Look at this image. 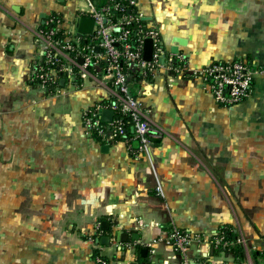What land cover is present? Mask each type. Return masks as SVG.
<instances>
[{
	"label": "crops",
	"instance_id": "crops-1",
	"mask_svg": "<svg viewBox=\"0 0 264 264\" xmlns=\"http://www.w3.org/2000/svg\"><path fill=\"white\" fill-rule=\"evenodd\" d=\"M77 5L0 0V264H96L97 255L142 264L137 245L149 264H186L169 230L210 239L221 226L245 242L243 256L209 257L205 242L189 246L190 264H264V0H138L166 58L191 72L238 58L257 70L252 92L230 106L190 71L131 84L139 111L160 130L139 154L134 139L102 150L83 128L82 111L113 95L103 71L78 88L31 83L42 19L57 12L72 29ZM176 36L185 44L173 54Z\"/></svg>",
	"mask_w": 264,
	"mask_h": 264
},
{
	"label": "built area",
	"instance_id": "built-area-1",
	"mask_svg": "<svg viewBox=\"0 0 264 264\" xmlns=\"http://www.w3.org/2000/svg\"><path fill=\"white\" fill-rule=\"evenodd\" d=\"M76 19L85 16L93 20L91 34H80L75 29L63 26L62 16L47 13L38 29V39L43 43L41 56L31 72V81L38 80L47 89L50 83L64 79V83L78 88L83 80L95 71H103L108 78L113 95L109 99L96 101L82 111V125L86 133L94 135L102 143L110 144L123 137L125 143L135 139L137 145L129 148L139 154L153 139L159 137L160 130L139 111L136 97L130 94L131 84L149 79L159 71L189 72L184 63L175 64L176 59L165 57L159 31L150 27L138 9V0H77ZM60 28V34L57 30ZM151 38L153 51L150 60L143 58L145 38ZM256 69L250 68L244 58L231 61H211L196 72L207 91L216 103L230 106L243 101L253 90V75ZM111 109L109 122L101 119V110ZM129 116L130 135L127 131ZM160 191V188L157 187ZM167 239L175 255L187 259L189 246L207 243L204 236L171 228ZM236 243L244 244L243 240ZM215 246L228 245L223 234L214 239ZM153 246V243H152ZM153 248V247H152ZM150 249L154 252V249ZM120 249V247L118 248ZM96 264H108L101 255L95 256Z\"/></svg>",
	"mask_w": 264,
	"mask_h": 264
},
{
	"label": "water",
	"instance_id": "water-1",
	"mask_svg": "<svg viewBox=\"0 0 264 264\" xmlns=\"http://www.w3.org/2000/svg\"><path fill=\"white\" fill-rule=\"evenodd\" d=\"M40 17L41 18H44L45 17V13H41L40 14ZM44 19H42V23H43ZM92 27H93V20L91 18H88V17H85V16H80L78 18V21H77V32L80 33V34H91L92 32ZM171 44L173 45H170L169 47V51L173 54H177L179 53V49H178V45H184L185 44V41L183 39H181L180 37H174L172 39V42ZM152 51H153V42H152V39L147 37L145 38L144 40V43H143V58L145 60H150L151 59V56H152ZM64 82V79L63 78H60L59 79V83L60 85H62ZM112 110L111 109H108V108H104L101 110V119L104 121V122H109L112 118ZM102 150H107L108 149V145L107 144H104L102 147H101ZM108 222L107 221H102V224H101V228L103 230H108ZM115 237L118 241L120 242H126L127 239H128V235L127 233L123 232V231H116L115 232ZM108 237L107 236H102L101 237V242L104 243L105 240H107ZM132 239H138V234L134 233L132 235ZM147 249L146 248H140L139 250V253H140V256L142 258H145L147 257ZM144 264H149V263H144ZM192 264H201V263H194L192 262Z\"/></svg>",
	"mask_w": 264,
	"mask_h": 264
},
{
	"label": "trees",
	"instance_id": "trees-1",
	"mask_svg": "<svg viewBox=\"0 0 264 264\" xmlns=\"http://www.w3.org/2000/svg\"><path fill=\"white\" fill-rule=\"evenodd\" d=\"M53 15H59L61 16V14L57 13V12H52ZM42 24H40L41 26ZM59 32V35L60 37H62V34H60V28L57 29ZM175 64H180L177 60L175 61ZM38 80L34 79L31 81V83L33 84H37ZM59 87V82L58 81H55V82H52L50 83V86H49V90H55L56 88ZM129 90H130V94L135 97V93L132 91V87L130 86L129 87ZM126 118V121H127V131H129V135H130V130H131V123L129 121L130 117L129 116H125ZM92 136H94L92 134ZM118 140H123V137H119ZM135 140V139H134ZM136 145H137V142H136ZM223 234L224 235V238H225V241L228 242V245H217L215 246L214 244V239L215 237H217L218 234ZM210 253H209V257L211 256H215L216 254H219L220 252H232L233 255L236 257V258H240L243 256V247L241 244L239 243H236V239L234 238V235L225 227V226H221L219 227L218 231L214 234L211 235L210 237ZM143 246L141 245H137V248L140 249L142 248ZM146 248V247H145ZM96 254V251L94 252V255ZM140 260L142 261V264L144 263H147V259L146 258H141L139 257ZM203 264H224V263H221V262H218V263H213L211 262V260L209 261H206L205 263Z\"/></svg>",
	"mask_w": 264,
	"mask_h": 264
},
{
	"label": "rangeland",
	"instance_id": "rangeland-1",
	"mask_svg": "<svg viewBox=\"0 0 264 264\" xmlns=\"http://www.w3.org/2000/svg\"><path fill=\"white\" fill-rule=\"evenodd\" d=\"M76 4H77V0H76ZM75 7H76V5H75ZM62 15H63V14H62ZM64 15H65V14H64ZM77 21H78V19H75V18L73 19V23H72L73 26H74V27H72L73 29L76 28V26H77ZM89 83H90L89 80H87V79L84 80V85H88Z\"/></svg>",
	"mask_w": 264,
	"mask_h": 264
}]
</instances>
